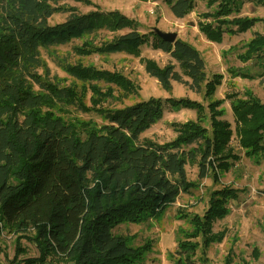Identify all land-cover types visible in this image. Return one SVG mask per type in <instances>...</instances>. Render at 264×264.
Listing matches in <instances>:
<instances>
[{
	"label": "trees",
	"instance_id": "trees-1",
	"mask_svg": "<svg viewBox=\"0 0 264 264\" xmlns=\"http://www.w3.org/2000/svg\"><path fill=\"white\" fill-rule=\"evenodd\" d=\"M63 1L0 0V221L18 230H33L42 251L60 259L61 264H138L150 245L133 248L114 229L156 218L182 193L189 192V161H199L202 179L210 167L218 173L229 171L240 160L231 146L234 133L221 119L219 102L208 106L211 135L201 123L189 122L179 125L176 139L164 144L141 141L164 112L161 100L100 111L105 124L83 134L44 112L46 106L70 103L75 97L41 79V49L91 36L99 25L129 28V32L104 49L87 50L84 55L138 52L149 44L171 58L163 68L151 62L145 65L146 73L163 90L171 91L176 82L200 94L205 84L209 96L219 83L215 79L208 82L205 61L194 47L179 39L166 43L154 31L141 34L137 24L119 12L73 16L50 26L49 20ZM153 1L166 2L176 19H184L194 5L193 0ZM209 1L218 3L217 18L238 10L236 0ZM221 22L229 24L222 28L230 30L253 25L246 19ZM207 31L211 40H220V28ZM244 56L264 70V34L249 43ZM66 70L92 94L101 95L96 86L100 82L121 87L129 95L135 93L116 74L79 66ZM169 102L173 107L182 104L175 99ZM233 110L239 145L246 157L264 160V105L248 95L234 103ZM236 198L237 192L230 189L212 193L203 217L191 221L193 231L180 234L176 264H195L198 239L204 245L222 241L223 234H214L212 225L228 215L229 202Z\"/></svg>",
	"mask_w": 264,
	"mask_h": 264
},
{
	"label": "rangeland",
	"instance_id": "rangeland-1",
	"mask_svg": "<svg viewBox=\"0 0 264 264\" xmlns=\"http://www.w3.org/2000/svg\"><path fill=\"white\" fill-rule=\"evenodd\" d=\"M193 9L184 19H176L164 1L142 2L140 0H65L49 20L50 26L67 22L73 16L94 13L119 12L132 20L141 34L149 35L154 29L165 33H176L178 39L194 47L206 65L208 82L215 79L214 91L206 95L205 84L200 94L187 86L173 82L172 90L165 91L157 80L145 71L148 62L159 68L171 61L168 54L153 46L143 45L138 52L118 54L94 53L84 55L87 50H102L104 47L129 32V28L109 29L99 25L96 32L66 45L41 49L43 67L38 71L41 79L54 82L64 88L75 99L70 103H57L43 111L75 126L81 133L90 128H100L105 120L103 110H121L138 102H163L161 118L141 136L146 143L164 144L177 137V127L189 122L201 123L211 135L209 104L219 102L218 111L234 133L231 146L240 157L229 171L216 172L208 169L207 176L200 178L199 161H189L186 166L190 191L182 193L176 203L156 218L140 224L126 223L114 229V234L123 236L131 247L150 245L138 264H176V252L181 233L193 231L191 221L202 218L209 207L212 193L222 189L237 192V198L229 202L228 215L212 225L214 234H223L220 243L204 245L197 240L195 264H264V160L256 162L245 155L236 134L237 122L233 105L248 95L259 99L264 105V70L255 60H247L244 54L249 43L264 34V0H236L237 11L227 17L217 18L218 3L209 0H193ZM216 15V16H215ZM235 19L251 20L253 25L240 30L221 21ZM220 28L219 41L208 36L207 29ZM175 63V62H174ZM61 65V66H59ZM94 68L103 73L116 74L135 88L127 94L121 87L108 83H97L101 95L92 94L86 84L78 81L66 70L67 67ZM66 67V68H65ZM180 72L178 66L176 68ZM246 75V76H244ZM187 80V78H185ZM182 101L173 107L170 100ZM80 106L76 107L75 103ZM85 110H82V106ZM187 105V106H185ZM0 262L4 264H61V260L42 251L40 241L33 230H18L0 221Z\"/></svg>",
	"mask_w": 264,
	"mask_h": 264
},
{
	"label": "water",
	"instance_id": "water-1",
	"mask_svg": "<svg viewBox=\"0 0 264 264\" xmlns=\"http://www.w3.org/2000/svg\"><path fill=\"white\" fill-rule=\"evenodd\" d=\"M142 2H148V0H140ZM154 33L157 34L159 38H161L166 43H175V41L178 39V35L176 33H165L158 29H154Z\"/></svg>",
	"mask_w": 264,
	"mask_h": 264
}]
</instances>
